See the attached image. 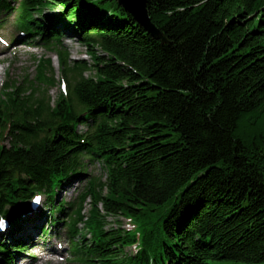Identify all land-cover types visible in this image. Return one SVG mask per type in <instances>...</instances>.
I'll use <instances>...</instances> for the list:
<instances>
[{
	"label": "trees",
	"instance_id": "obj_1",
	"mask_svg": "<svg viewBox=\"0 0 264 264\" xmlns=\"http://www.w3.org/2000/svg\"><path fill=\"white\" fill-rule=\"evenodd\" d=\"M20 6L40 40L68 33L91 62L57 50L68 94L55 99L50 59L5 85L0 213L14 223L38 189L60 219L56 189L80 178L87 155L105 179L87 189L85 218L81 201L74 211L86 229L82 264H147L149 254L155 264H264V123L259 114L245 123L264 113V0H147L165 43L117 0ZM122 215L142 225L136 257L125 251L134 237ZM9 245L3 259L16 252Z\"/></svg>",
	"mask_w": 264,
	"mask_h": 264
},
{
	"label": "rangeland",
	"instance_id": "obj_2",
	"mask_svg": "<svg viewBox=\"0 0 264 264\" xmlns=\"http://www.w3.org/2000/svg\"><path fill=\"white\" fill-rule=\"evenodd\" d=\"M77 1L80 2L82 0H77ZM92 1H96V0H92ZM55 7H56L55 10H57V11L62 10L59 7V5H56ZM9 16L10 17L8 20L13 19L12 17L14 16V13H10ZM61 43L63 44L62 47H65L68 50L70 60L85 59V60L89 61V57L85 51V47L83 45H81L79 43V41L77 39H75L74 37H70L69 34L65 33L63 38H62ZM18 48H19V50H16L17 55L12 54L9 57H6V59L8 61L5 62L2 66H0V68H1L0 87H1V84L4 82V80L7 79L8 77L11 79H19V80H21L24 75H27V77H29V78L33 77L36 73L37 59L40 56H44L47 54L51 57L53 79L55 81V83L50 87L48 93L52 99H55L61 90L60 86H59V78L61 76L60 68H59V64H58V61H57L55 55L53 53L46 52V50L44 48H41V47L37 48L35 51H26L25 48H20V47H18ZM90 74H91V72L85 73L86 76H88ZM257 114H259V117H258L259 124L261 126H263V123H264V113L263 112H261V113L255 112L254 114L252 113L250 116H246L245 117V123H250V118H253ZM242 125H244V124L242 123ZM79 129L84 130V126H80ZM99 164H100V168H101L102 163L99 162ZM97 166H98L97 161H95L91 166L87 164V169H86L87 175H86V177H88L89 175L91 177H94V178L95 177L96 178L102 177L101 182H103L105 177L103 175L102 170L99 169ZM82 185H83L82 183H79V185L76 186V182L74 180L69 182V184L67 186H65L64 189L58 191V195H57L58 200L59 201L62 200V201H66V202L74 200V198L77 196L78 192L81 190ZM102 193L105 194L106 192L103 191ZM44 203L45 202L42 201L39 206H44L43 205ZM89 209H90V198L86 197V199L83 203V215L84 216H86L88 214ZM43 211L47 212V210L46 211L43 210ZM43 211H41V212H43ZM110 224H113V218L112 217L107 218V226L106 227H109ZM81 226H82V223H80L78 225V228H80ZM81 232H85L84 228H81ZM58 233H59L60 238H57V240H55L53 237H51L50 238L51 243L54 244L55 241H60L63 243L65 242V236H66L65 234L67 232H65L64 226H58ZM37 251H38V249H35V250L33 249V251L28 250L25 254L20 255V257H26V260H28V259L30 260V258L28 257V254H35L34 252L37 253ZM125 251L127 253H130L129 248H126ZM68 253L69 252L67 250V255L69 256ZM16 259L12 260V264H19L18 262H16ZM74 264H75V262H74Z\"/></svg>",
	"mask_w": 264,
	"mask_h": 264
},
{
	"label": "water",
	"instance_id": "obj_3",
	"mask_svg": "<svg viewBox=\"0 0 264 264\" xmlns=\"http://www.w3.org/2000/svg\"><path fill=\"white\" fill-rule=\"evenodd\" d=\"M117 2L124 10L130 13L137 23L152 37L161 40L162 43L166 42L164 34L150 19L147 9V0H117Z\"/></svg>",
	"mask_w": 264,
	"mask_h": 264
},
{
	"label": "bare ground",
	"instance_id": "obj_4",
	"mask_svg": "<svg viewBox=\"0 0 264 264\" xmlns=\"http://www.w3.org/2000/svg\"><path fill=\"white\" fill-rule=\"evenodd\" d=\"M0 12H1V11H0ZM0 73H1V68H0ZM78 185H79V184H78ZM39 215H40V217H41V215H42V216H43V215H46V212H40ZM70 232H71V231H70ZM72 233H73V232H72ZM74 234H76V235H78V236H81L83 233L80 232V233H74ZM86 237H89V236L87 235ZM56 251H57L56 249H51L49 253H55Z\"/></svg>",
	"mask_w": 264,
	"mask_h": 264
}]
</instances>
